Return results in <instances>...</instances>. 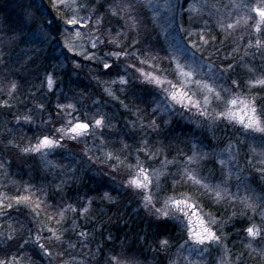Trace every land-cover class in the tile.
Masks as SVG:
<instances>
[{"label": "trees", "instance_id": "16d2710c", "mask_svg": "<svg viewBox=\"0 0 264 264\" xmlns=\"http://www.w3.org/2000/svg\"><path fill=\"white\" fill-rule=\"evenodd\" d=\"M221 2L227 5L230 0L228 2L219 1V3ZM225 2L227 4H225ZM223 4L221 3V5ZM230 5L231 4H229V7L231 8ZM17 13H19V11L12 9L10 0H0V23L2 22L0 25V50L7 48L10 57L9 60L11 62L8 67L9 77H17V80L14 78H11V80L16 81L18 84L17 93L15 95L16 98L12 95L14 99L11 103L12 107L10 112H22L23 109L21 105H19V98L27 95L29 91L35 93L38 85L41 86L44 83L41 79L47 74L52 75L53 78L57 77V85L65 91L63 94L66 95V101L64 100L63 104H67V99L70 97H74L72 101L77 103L79 94H81L82 91L84 93L87 92L85 83L80 81L79 78H73L69 71H59L58 65L60 62H58L59 59L56 58L57 56L52 54L53 63L51 65L47 64L46 59H40L39 56H35V58H33L36 62L31 64V69L29 68L28 70V61H25L27 57L22 56L24 59H21L19 56L21 47L17 45L13 46L15 49L11 47L10 51L9 44L7 46L3 45V40L5 38L7 39L8 27L14 30V34H19L17 33V27L13 26L14 24L12 22L16 17L22 18L21 14L18 16ZM219 16L223 17L222 15ZM231 16L232 20L229 22H234L236 13L232 11ZM217 18L218 16L201 18L204 19L208 25L205 38H209L213 35L216 36L214 42L210 41L213 46L206 49L207 53L211 56V60L217 65H223L226 63V61H224L225 56L232 57L235 69L230 75L241 82L260 75L262 67H264V58L260 56L255 46L248 48L249 41H251V43L253 42L250 36L255 32L253 31V21L249 20L247 26L243 25V22H241L235 29L228 30L231 32V35L225 39V33L217 27ZM142 19L143 23L140 27L143 28L144 24L149 23L150 16L145 12L144 16L142 14ZM60 26L61 25H59V27ZM203 26L202 21L199 27ZM198 31L199 30H197L196 33H198ZM147 34L149 35V32ZM257 36L262 38L261 43L264 45V26H261V32L258 33ZM249 37L251 40H249ZM190 40L195 41V43L201 46L198 35L195 38L192 37ZM28 41L30 42L31 40L28 38L27 43ZM33 43L34 41L32 40L28 48L34 49L39 46L37 43H34V46L32 45ZM41 46H39V48H41ZM217 48H219V51L216 50ZM233 49H236V51H233ZM245 51L248 52V55H245ZM14 52H16V54ZM253 53L255 54L253 55ZM249 68H253L254 71L249 72ZM97 70H99V68ZM59 74H62V77H58ZM3 78H5L4 70L2 71V77L0 76L1 81L4 80ZM121 89H123V91H121ZM240 89L249 93L246 84H242V87L236 89V91ZM114 90L115 94H118L122 102L127 105L128 110H130L128 111V117H126V115L123 116L125 122H116L115 120L116 126L114 125V131L109 133L114 143L113 147L116 148L115 153L117 151V155L125 158L126 153L135 151L137 140L146 135L153 152L157 149H161L162 151L159 152L158 155L162 156L163 159L167 157L170 161H176V163L168 165L166 176H164L162 180V195L167 197H180L181 193H187L193 200L197 201V204L201 206L202 209L210 211L221 222L228 220L225 224V227L228 228L226 232L227 235L244 233L245 228L250 226L248 219L252 217V213L249 210L247 216L240 215L242 206L239 199L233 200L230 204L227 201H221V203L217 204L207 195H199L196 192V187L198 186L192 185V182L188 181L186 177L182 179L183 161L186 159L187 155L192 154L191 146L193 144L204 152L221 153L227 146L229 140L239 146V141L236 139L240 136L239 131L231 125L227 128L218 127L211 130L207 124L201 122L202 120L192 122L178 115L163 113L155 108L153 99L155 94L140 85L130 84L126 87L119 88L116 84ZM31 92L30 96H33ZM254 92L264 96V92L259 88H256ZM78 106L80 109L84 107L83 105ZM131 115L136 116V119H134L135 122L132 121L133 117L131 118ZM149 119L156 120L159 125L155 132H153L151 128L141 127V123L148 125ZM137 123L139 124L137 125ZM137 126L141 131L137 129ZM38 130L39 129H30V131L22 137V142H29V139H34L35 136L32 137V134H37ZM0 136H3L2 131H0ZM245 139L246 144H244V146L241 144L242 148L240 147V149H245L249 159H253L256 163L259 157L253 155L250 151V146L255 147L257 153L261 151L262 146L259 135L248 133ZM125 145L128 147H124ZM0 152L3 158L6 157L11 161V163L6 164L5 168L0 169V190L6 191L7 194L12 197L31 194L33 198L37 197L39 201L43 200L42 197L45 196L44 201L46 205L42 206H44V208L46 207L44 210L46 215L44 216L48 217V219L51 218V228L57 230L58 233L62 232L65 229H70L72 221L75 219L78 223V230H83L89 234V239L81 243L80 241H82L83 238H78L77 235H73L70 231L65 232L63 237L65 241L63 245L64 250H61L59 244H54L53 241H51V250L53 254H56L57 257L61 256L62 260L72 261L73 263L76 262V264H97V260L102 259L103 256L113 253L119 255L123 250L128 258L139 260L140 264H171L170 260L174 256L177 248L185 241L184 235L186 234V230L183 231V229H181L180 223L171 219L155 221L142 215V213L131 204L130 195L127 194L126 196L120 193L118 190L119 186L113 181L114 178H108L102 175L99 176L86 170L83 165L84 159H81L77 152L73 153L68 149H62L55 155H52L51 160H53L56 165V168L52 171L45 169L35 157L25 159L23 153H12L9 149L0 148ZM234 154L237 153L234 151ZM237 159L239 161V167L243 168L244 171L240 173V180H237L236 176L233 175L229 183L231 192L234 194L239 193L240 198L246 195L252 197L253 193L245 190L244 185L247 183L250 188L256 190V196L264 195L260 192V185L264 183H261L258 175H254L256 173L251 171L252 169L245 164V159L241 156V153ZM192 167H198L199 174L203 177H207L208 180L213 183L218 182L222 178V166L219 164V161L215 164L209 161L201 166L193 165ZM228 167H231L235 173L237 167L236 162L234 161L230 165L227 163L223 166V170L227 171ZM5 172L7 175H5ZM57 185L62 186V192L57 191ZM173 187L175 188L174 191ZM200 191L203 190L201 189ZM105 192H108L114 199V204L109 203L108 200L103 198ZM89 200L92 201L91 205L88 204ZM65 201L66 203H64ZM58 204H63L65 207L67 204H72L78 209H80L81 206L89 207V212L80 215L79 213L74 214L69 210L65 213V219L57 223L59 216H55V207L49 208L48 205L56 206ZM113 205L114 209H111L110 206ZM233 211L237 213L235 217H232ZM53 216H55V218L52 219ZM255 216L257 220L260 219L258 213ZM230 217L231 219H229ZM43 221L48 226L49 222L47 218H44ZM261 224L264 226L262 220ZM162 239H167L170 242V246L166 251L158 250L159 241ZM69 241L71 244H74L75 247H69ZM228 245L232 249L240 251L242 249L246 251L245 254L252 264H264V258L256 253H251V255H249L250 250L245 248L246 243L241 239L234 238L229 241ZM97 248L103 249V253H97ZM93 253H96V255L93 256ZM77 260L83 262L79 263ZM245 260L248 264L246 257Z\"/></svg>", "mask_w": 264, "mask_h": 264}, {"label": "rangeland", "instance_id": "374dc122", "mask_svg": "<svg viewBox=\"0 0 264 264\" xmlns=\"http://www.w3.org/2000/svg\"><path fill=\"white\" fill-rule=\"evenodd\" d=\"M219 1L228 2L229 0ZM219 1L210 0L211 3L216 4V8L219 9V14H217L215 10L205 9V14L203 17L209 18L211 16L215 17L218 15L227 17L228 14L232 15V8L229 7V4H231V0L228 4L225 2L228 7H225L223 2H221L223 4L221 5ZM187 2L191 4L192 0H187ZM151 3L152 5H154V7L143 9V16L146 12L150 16V19L148 24H144L143 28L140 27L138 36L140 44L136 46L141 50V53L143 54L138 53V58L132 57L128 61V63L134 64L135 67L128 68L127 72L123 71V67L119 69L120 74L129 80V83L127 85H121L119 83V76H117L115 72H112L110 76H103L99 72V70H97L99 68L98 62L86 60L82 55L76 54V49H74L73 51H69L68 47H65L66 43L70 44L73 41L77 44L82 42L87 44V40L85 39L81 41L80 39H76L74 37L75 31L82 30L79 28L72 29L69 25L65 24L64 21L68 18L69 13L58 5L57 0H10L12 9L19 11L17 15L19 16V14H21L22 18L16 17L12 20L14 24L13 26L17 27V33L19 34L17 35L15 33V36L14 30H11L8 27V34L6 35L5 33L7 39L5 38L3 40V45L7 46L9 44L10 51L11 47L15 49V47L13 46H20L21 50H19V56L21 57V59H24L23 57L25 56L27 57V59L25 58V61H28V70L29 68L31 69V64L36 62V60H34L35 56H39L40 59H46L48 65H51L53 63L52 54L54 56H57L56 58L59 59L58 62H60L61 64L58 65V68L60 69L59 71H69L73 78H79L80 81L85 83L87 92L84 93L82 91V93L79 94L77 103H74L72 101L74 97H70L67 99L68 103H72L75 105V109L65 108L63 110L65 113H71L70 115L57 116L56 112L58 110L56 109L55 105L57 103L63 104L64 100L66 101V95L63 94L65 91L62 90L59 85H57V77L53 78L52 75L50 76L53 79V86L52 89L49 90L46 82V76L49 75L47 74L46 76H44V78L41 79V81H44V83L41 86L38 85L35 93L29 91L27 95L19 98V105H21L23 109L22 112H10L11 108L9 109L0 107V131H2L3 134L2 137L0 136V148L9 149V151L12 153L18 152V154H20L22 153V148L34 145L37 140L39 138H42L44 135H48L53 138L61 136L62 134L58 133L56 129L60 127H70L67 123L68 120H72L73 123H75V118H79L81 122L91 123L95 119L104 117L105 124L110 125L111 130L106 127L101 133L93 129L92 131L94 134L82 137L78 140H71L68 137L64 136L62 146L55 149L47 157V159L42 158L39 154H30L28 156L24 154L25 159H31V157H35L45 169L52 171L54 168H56L53 160H51L52 155H55L59 152V150L62 149H68L73 153L77 152L80 155L81 159H84L83 165L86 170L99 176L102 175L104 177L114 178L113 181H115L119 186V188H117L120 193L125 194L126 196L127 194L130 195V200L132 201L131 204L134 208L139 210L145 217L153 219L155 221H159L166 219L157 218V214H154L151 209H145L143 207L141 195L135 190L131 189L127 184V179L131 178L129 173L135 170L134 167L132 169L127 168V165L131 164L135 166L137 156H139L140 160L144 162L145 167L150 164L153 168H160L161 162L164 160L162 156L158 155V153V159H149L143 152H137L136 149L138 147H142L139 142L141 141V139L146 138V135L143 138H139V140H137L135 151H129L128 153H126L125 158L121 157V159L124 161V164H122L115 172H112L109 167V164H115V160L110 161L109 163H104L106 159V153L112 152L114 156L117 155V151L115 153L116 148L113 147V140L109 136V133H112L114 131V125L116 126L115 120L116 122H125V118L123 116L126 115V117H128V111H130L128 110V107H125L124 102L121 103L122 99L119 98L118 94H115L114 86H116V84L119 88L126 87L130 84L143 86L150 92H153L155 94L153 96V99L156 109H159L166 114L171 113L181 116L184 119L192 122L202 120L201 122L208 125V123L205 122L202 117L196 114L195 108H181L180 105L171 100L167 92L161 91V89L154 84L142 82L145 78L142 77L140 75V72H137L136 69L139 68L145 73L161 77V79L165 81V89H169L170 91L175 90L176 92L184 91L188 93L193 99L200 100L202 106L204 96L209 95L210 98H212V105L209 111H212V109L219 110L218 102L215 101L214 97H211V94L207 93L203 85L209 84L215 87L222 81L214 79V73L209 71V64H212L213 68H215V65L217 64L213 60L209 59L210 55L207 53V50L201 47L199 44L195 43V41L190 40L192 39V37H197L196 31L199 30V28L196 26V24H202V21H204V19H199L195 24L192 25V35L188 36L185 32L180 31L177 27L178 24L183 25L184 28H189L190 26V22H188L187 12L183 7H181L185 5V0H171L173 11H168L165 8V5L169 3V0H151ZM54 4L56 6H54ZM80 15L87 16L88 10L81 9ZM169 21L173 22L170 24ZM1 24L2 22L0 23V25ZM16 24H18L19 26ZM59 25L61 26L59 27ZM124 31L126 33L127 39H125V37H121V39L124 40L126 44H128L132 40V38L136 36V33L130 32L127 29H125ZM253 31H255V28H253ZM148 32L149 35L147 34ZM257 35L258 33L254 32V34H251L250 36L251 39H253L252 44L254 46L256 44ZM250 37L249 40H251ZM28 38L31 41L33 40L35 44L37 43L39 46L42 45L41 48H39L38 45L37 48H34L35 50L28 48V46H30L29 43L31 42L28 41L27 43ZM34 43L32 45L35 46ZM194 43L196 44V48L192 47ZM88 47L90 48V45H88ZM112 47L113 46H107V48H105V51L111 49ZM149 49H152V51L149 52ZM197 49H199V51H197ZM127 50L132 51L133 49L129 47ZM157 51L159 52V56L162 59L154 58ZM14 53L16 54V52ZM98 54L103 55V52H98ZM0 55H3L4 58V62H0V76L2 77L3 70L5 72V78H3L4 80L1 81L0 79V105H2L5 101H7V103L11 105L14 99L13 97H15L17 92H12L11 95H9L11 83L8 82L14 81L11 80V78L17 80V77H9L8 67L10 66L11 62L9 60L10 57L7 48H3L2 50H0ZM89 55H91V51L89 52ZM105 59H109V62H111V59L114 58L105 56ZM141 59H144L147 62L144 64H140L139 60ZM123 61L124 58L121 57V62L123 63ZM177 63H179L184 72H190L191 75H182L180 70L177 68ZM77 64L80 65L79 68L76 67ZM161 69H163V71H161ZM215 75L218 77V74ZM58 77H62V74H59ZM98 79L101 81L116 80L117 83H109L105 85L103 82L98 83ZM167 81H171V84L175 85V89H172L171 85H169ZM105 87H108L109 90L114 93L116 98H113V96H110L107 92H105ZM255 89L256 88L252 90L253 94H257L256 92H254ZM217 90L219 89L217 88ZM30 92L33 96H30ZM236 92L239 93L242 97H248L249 95V93H247L245 90L243 91L242 89ZM41 104L44 105L43 108L39 107V105ZM165 104L168 105L167 110L164 108ZM78 105H83L84 107L80 109ZM220 106L222 107V105ZM237 111H239V109H237ZM24 116L32 117L33 123H25L23 119ZM132 117V121H134V119H136V116L131 115V118ZM17 118H19V123H17ZM138 124L139 123H137V125ZM229 125L231 124L220 121L218 122L216 127L209 128L211 130H214L218 127L227 128L229 127ZM233 127L239 131L240 135L238 138H236L239 141V146L236 143H233V145L235 146L234 151L235 149H239L238 152L235 151L237 153L235 155L237 156V158H239L241 153V156H243L244 159H249L246 150L240 149L241 144L242 146L246 144L245 136L248 133L244 132V130L241 129L240 125L238 124ZM30 129L39 130L37 134H32V137L35 136L34 139H32L31 137L32 140L29 139V142H22V137L25 136L28 131H30ZM137 129L140 130L138 126ZM15 145H19V147H15ZM147 147L150 151H152L149 144L147 145ZM2 156L3 155H0V158ZM223 159L225 161L224 165H226L228 163V154L226 152L223 153ZM251 160L253 161V159ZM253 163L255 162L253 161ZM166 172L163 176L160 177L161 189L163 182L162 180L164 176H166ZM261 183H264V181H261ZM153 194L156 195V200L154 201L156 203V207H163V201L169 196L167 197L165 195H162V190L158 191L157 193V190L155 189ZM31 197V202L33 203L34 207L35 202L39 200L37 199V197L33 198L32 195ZM176 197L180 198L178 196ZM12 198L14 197L9 196L6 191L0 190V200H3L4 203L15 204V201ZM42 198L43 200L40 201H43V203H41L40 208L36 209V211L40 213L38 216L32 213L29 209L25 208L23 205L20 206L19 210H16V208L14 207L10 215L0 216V225H2V227H0V245H8V251L16 256L15 264H76V262L73 263L72 261L62 260V257H57L56 254H53L52 257L45 256L42 254L38 246L33 243L35 238L39 236L41 238V243H45L46 246L51 245V240L46 239L51 235V233L48 232V228H51V218L48 219V217L44 216L46 215L44 213L46 207L44 208V206L42 205H46L44 201L45 196H43ZM192 202L195 203L197 207L195 208V210H189V215L192 220L191 227L198 230V218H203L204 221L207 222L209 220L208 214H211V216L217 221L216 224H213L211 226L213 228V231H216L217 235L222 237V244L231 250V254H233V256L239 254L240 252H244V260L246 257L248 264H252L250 259H248L245 254L246 251L242 249L241 251L235 250L229 247L230 244L228 245L229 241L233 240L234 238H239L247 244L251 238L247 236L246 231L240 234L227 235L226 232L228 228L225 227L226 223L218 220L217 217L210 211L202 209L201 206L197 204V201L193 200V198ZM110 207L111 209H114V205ZM43 217L47 218V221L49 222L48 226L43 221ZM187 219L188 218H184L183 222L173 220L181 224V229H183V231L186 230V234L184 235L185 240L188 238V232L186 228ZM248 221L250 222V226L252 223H255L258 227L263 226L261 224V217L259 220H257L256 216H252V218L250 220L248 219ZM262 223L264 224V221H262ZM8 233H11V235L14 237L13 240L9 241L5 239V236ZM24 240H28V243L24 244L23 247H20V245L23 244ZM258 244L259 241L253 242V247H258ZM49 250L52 251L51 247ZM223 255V247L218 248L217 246L212 245L210 246L208 252L200 253L198 250H193L190 242L186 244L184 241V243L179 246V248H177L174 256L170 261L171 264H173V262L174 264H189V262H191V264H219V257ZM77 261L79 263L83 262L81 260Z\"/></svg>", "mask_w": 264, "mask_h": 264}, {"label": "snow or ice", "instance_id": "6c2138e0", "mask_svg": "<svg viewBox=\"0 0 264 264\" xmlns=\"http://www.w3.org/2000/svg\"><path fill=\"white\" fill-rule=\"evenodd\" d=\"M57 3L69 13L68 18L64 21L65 24L69 25L72 29L79 28L82 30L75 31L74 37L76 39H80L81 41L85 39L87 40V44L83 42L77 44L73 41L70 44L66 43L65 47H68L69 51L76 49V54L82 55L86 60L98 62L100 73L103 76H110L112 72H115L116 75L119 76V83L121 85H127L129 80L120 74L119 69L123 67V71L127 72L128 68L135 67L134 64L128 63V61L132 57L138 58V53L143 54L136 46L140 44L138 36L140 25L143 23L142 9L154 7V5L151 3V0H57ZM54 6L56 5L54 4ZM230 6L232 11L236 13L235 21L229 22L232 20L231 14H228L226 18L220 17L218 15L216 21L217 27H219V29L225 33V39L231 35V32L228 30L235 29L241 24V22H243V25L247 26L249 20L253 21L255 32H261V26H264V0H231ZM181 7H183L187 12L190 26L189 28H184L183 25L178 24L177 27L180 31L185 32L188 36L192 35V25L204 16L205 9L215 10L216 13L219 14V9L216 8V4L211 3L210 0H192L191 4L185 0V5ZM225 7L228 6L225 5ZM165 8L168 11H173L171 0H169V3L165 5ZM81 9H87L88 15H80ZM172 22L173 21H169L170 24ZM203 25V27H199V25L196 24V26L199 27V31L197 33L198 40L201 44V47L208 49L213 46L210 41L214 42L216 40V36L213 35L209 38H205V33L208 31L207 22L203 21ZM125 29L136 33V36H134L128 44H126L124 40L121 39V37H125V39H127L126 33L124 31ZM261 39L262 38L260 36H257L255 48L259 52L260 56L264 58V45H262ZM88 45H90V48ZM107 46L113 47L105 51ZM129 47L133 50L128 51L127 49ZM192 47L196 48V44L194 43ZM252 47H254V45L251 43V41H249L248 48ZM216 50L219 51V48ZM90 51L91 55H89ZM148 51L151 52L152 49H149ZM197 51H199V49H197ZM233 51H236V49H233ZM98 52H103V55L98 54ZM254 54L255 53H253V55ZM245 55H248L247 51H245ZM105 56L114 59H111V62H109V59H105ZM121 57L124 58L123 63L121 62ZM154 58L162 59L159 56L158 51L156 52ZM209 59H211V56H209ZM224 61H226V63L223 65H215V68H213L212 64H209V71L214 73V79H218L222 82L218 83L215 87L209 84L203 85L207 93L211 94V97H214L215 101L218 102L219 110L212 109V111H209L212 105V98H210L209 95L204 96L202 106L200 100L193 99L188 93L184 91L176 92L175 90L170 91L169 89H165V81L162 80L161 77L145 73L139 68L136 70L137 72H140L142 77L145 78L142 82L154 84L160 88L161 91L167 92L171 100L180 105L181 108H195L196 114L202 117L203 120L208 123L210 128H214L217 126L218 122L224 121L227 124H231L233 126L237 124L240 125L241 129H243L246 133L259 134V139L262 146L261 151L257 153L255 147L250 146V151L254 156L259 157V159L256 161V163H253L251 159L245 158V164L258 175L261 181H264V96L252 93L254 88H259L262 92H264V67H262L260 75L251 77L246 81L241 82L237 78L230 75L235 69V64L232 62V57L225 56ZM0 62H4L3 55H0ZM146 62L147 61L144 59L139 60L140 64H144ZM76 67L79 68L80 65L77 64ZM177 68L180 70L182 75H191L190 72H184L179 63H177ZM161 71H163V69H161ZM248 71L253 72L254 69L249 68ZM215 74H218V77ZM46 82L49 90H51L53 86V79L50 75L46 76ZM97 82H103L105 85L109 83H117L116 80L101 81L99 79ZM10 83L11 87L9 89V95H11L12 92H15L18 87L17 82L11 81ZM167 83L171 85L172 89H175V85H172L171 81H167ZM242 84H246L248 87V97H242L236 92V89L241 88ZM217 88L219 90H217ZM104 91L110 96H113V98H116L114 93H112L108 87H105ZM121 91H123V89H121ZM220 105H222V107ZM0 107L10 109L12 105L5 101L2 105H0ZM39 107L43 108L44 105L41 104ZM55 107L58 110L56 112L57 116L70 115L71 113H65L63 111L65 108L75 109V105L72 103H57ZM125 107H127V105H125ZM164 108L167 110L168 105L165 104ZM237 109H239V111H237ZM23 119L25 123H33L32 117L30 116H24ZM75 119V123H73L72 120L67 121L70 127H60L56 129L58 133L62 134L61 136L53 138L48 135H44L42 138H39L34 145L22 148L21 152L25 155L39 154L42 158L47 159V157L55 149L62 146L64 136L71 140H78L82 137L94 134L92 131L93 129L101 133L106 127L111 130V126L105 124L104 117L95 119L91 123L81 122L79 118ZM19 122V118H17V123ZM141 127L151 128V130L155 132L159 125L157 124L156 120L149 119L148 125L141 123ZM139 143L142 145V147H138L136 149L137 152H143L149 159H158L157 153L161 152V149H157L155 152L150 151L147 147L149 144V140L147 138L141 139ZM15 147H19V145H15ZM124 147L128 146L125 145ZM234 148L235 146L231 140H229L227 146L221 153L204 152L202 149H198L197 146L193 144L191 146L192 154L187 155L186 159L183 161L182 179L186 177L188 181L192 182V185L198 186L196 187V192L199 195H207L217 204L221 203V201H227L230 204L233 202V200L239 199L242 206L240 212L241 216H247L250 210L252 216H255L258 213L261 217V220L264 221V195L256 196V190L250 188L247 183L244 185L245 190L252 192V197L246 195L243 198H240L239 193L234 194L229 188V183L233 175L236 176L237 180H240V173L244 171L243 168L239 167V161L237 156L234 154ZM235 151L238 152L239 149H235ZM224 152L228 154L229 165L234 161L236 162L237 167L235 173L231 167H228L227 171L223 170V166L225 164L223 159ZM105 155L106 159L104 163H109L110 161L115 160V164H109L112 172H115L122 164H124V161L119 155L114 156L112 152H108ZM209 161H211L213 164L219 161V164L222 166V178L216 183L208 180L207 177L201 176L199 174L198 167H192L193 165L201 166ZM8 163H11V161L6 157L0 158V169L5 168L6 164ZM174 163H176V161H170L167 159V157H165V159L161 162L160 168H153L150 164L145 167L144 162H142L140 157L137 156L135 166L131 164L127 165V168L129 169H132L133 167L135 168L134 171L129 173L131 178L127 179V184L131 189L135 190L141 195L143 207L145 209H151L154 214H157V218L172 219L180 222H183L184 218H188L186 224L188 238L185 240V243L188 244L190 242L193 250H198L200 253H204L208 252L210 246L212 245H215L218 248L223 247L224 255L219 257V264H246L244 260V252H240L239 254L233 256V254H231V250L222 244V237L217 235V232L213 231L211 226L217 223L211 214H208L209 220L207 222H205L203 218H198V230L191 227L192 220L189 215V210H195L197 205L192 202V197L187 193H181L180 198H177L176 196H169L163 201V207H156V203L154 202L156 200V195L153 194L154 189L157 190V193L158 191L162 190L160 177L165 174L168 169V165ZM5 175H7L6 172ZM56 187L58 192L63 191L61 185H57ZM201 189L203 191H200ZM174 190L175 188L173 187V191ZM260 192L264 194V184L260 185ZM103 198L108 200L109 203L115 202L108 192L104 193ZM12 199H14L15 204L4 203L3 200H0V216L10 215L14 207L16 210H19L21 205L29 209L36 216L40 214L36 211V209L40 208L43 201L35 202V206L33 207L31 195L16 196ZM64 203H66V201ZM91 203L92 201L89 200L88 204L91 205ZM48 207H55V216H59L57 223L65 219V213L69 210L74 214L79 213L80 215L89 212V207L81 206V208L78 209L72 204H67L66 207L63 204H58L56 206L48 205ZM236 215L237 213L233 211L232 217H235ZM55 216L52 218H55ZM251 218L252 217H249V219ZM229 219H231V217ZM227 222L228 220L223 221V223ZM0 227H2V225H0ZM69 231L73 235H77L78 238H83V240L80 241L81 243L89 239V234L87 232L78 230V223L75 219H73L70 229H65L59 233L53 228H48V232L51 233V235L46 239L53 241L54 244H59L61 246V250H64L63 245L65 241L63 237L65 232ZM245 231L247 236L251 238L245 245V248L250 250L249 255H251V253H256L260 257L264 258V227H258L255 223H252L251 226H247L245 228ZM5 239L11 241L14 239V237L11 235V233H8L5 236ZM40 239L41 238L37 236L33 243L38 246L43 255L52 257L53 253L49 250L52 245L46 246L45 243L40 242ZM256 241H259V244L258 247L254 248L253 242ZM27 243L28 240H24L20 247H23L24 244ZM169 246L170 242L167 239H162L159 241L158 250L166 251ZM69 247H75V245L71 244L69 241ZM96 251L97 253H103V249L101 248H97ZM92 255L95 256L96 253H93ZM15 261L16 256L8 251V245H0V264H15ZM97 264H140V261L128 258L125 252L122 250L119 255L113 253L103 256L102 259L97 260ZM189 264H191V262H189Z\"/></svg>", "mask_w": 264, "mask_h": 264}]
</instances>
